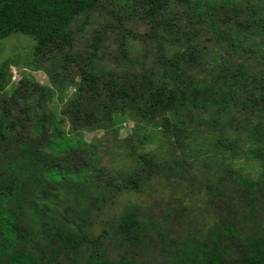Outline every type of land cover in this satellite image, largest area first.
Returning <instances> with one entry per match:
<instances>
[{
	"label": "trees",
	"instance_id": "obj_1",
	"mask_svg": "<svg viewBox=\"0 0 264 264\" xmlns=\"http://www.w3.org/2000/svg\"><path fill=\"white\" fill-rule=\"evenodd\" d=\"M136 1L142 19L153 20L154 45L143 40L144 58L129 69V47L120 43L116 66L104 70L96 56L74 50L73 29L102 0H0V42L32 38L29 59L51 85H30L26 75L8 90L14 61L0 59V264H264L263 225L251 224L259 209H248L247 225L238 229L231 199L215 209L202 237L175 234L188 209L172 199L146 221L140 213L122 216L119 238L98 249L107 242L105 229L94 232L108 205L100 194L138 191L137 173L148 168L150 176L167 168L174 186L177 176L191 185L189 176H214L228 183L224 191L245 189L246 206L264 189V0H177L173 14L171 0ZM210 43L223 50L219 59L208 58ZM242 52L254 54L260 68L237 60ZM128 121L132 134L120 141L115 132ZM100 131L104 139L86 141L85 134ZM155 141L164 159L160 150L145 152ZM114 151L141 171L101 168ZM216 151L230 155V165L215 161ZM237 156L247 172L231 169ZM256 164L259 177L247 169ZM209 188L215 199L225 196L219 185ZM212 205L213 198L205 202ZM150 245L157 254L145 258ZM116 249L122 253L115 260Z\"/></svg>",
	"mask_w": 264,
	"mask_h": 264
},
{
	"label": "rangeland",
	"instance_id": "obj_2",
	"mask_svg": "<svg viewBox=\"0 0 264 264\" xmlns=\"http://www.w3.org/2000/svg\"><path fill=\"white\" fill-rule=\"evenodd\" d=\"M176 1L177 0H171V14L175 13L174 10H177ZM254 2V5H256L261 2V0H254ZM137 10H139V13H137ZM143 15L145 16V11L137 5L136 0H132V2H124L122 0H102L101 8L89 15L82 16L73 26V29L76 32L74 50L79 54H92L96 56L98 59L97 67L108 70L107 68L109 65L112 67L116 66V64L113 63V60L119 56L120 43H125L129 47V61H131V63L129 61L127 63L129 66L128 68L132 69L130 67H133L134 69H137L138 65L136 64V60L143 59L145 55L143 53L145 46L143 40H148L149 45H154V42L151 40V34L154 30L153 23L150 22L153 20H149L147 17H145L146 19H142ZM156 21L159 20L156 19ZM160 31L161 30H158V32ZM256 37L258 39L256 42L260 44L262 39H260L258 35ZM249 41V43L254 44L250 35ZM4 42L5 45L3 47V51L0 52V59L5 61L6 58H9L14 61V65L10 66L9 72L11 80L7 87L8 90L15 87L17 88L20 80H23L26 75V77H29L30 85H37L38 87H51L49 77L42 70H40L37 65H34L33 59H29L31 53L33 55V47L35 45L32 38L16 34L4 41H1L0 44ZM244 42L245 49L249 51V43L247 44L245 40ZM259 52H261V50ZM2 53L4 54L3 56ZM206 53H208L209 59H219V56L224 54L218 44L212 45L211 43L208 44V51ZM242 53L243 54L241 56L236 57L237 60L250 62L253 66L260 68V66H257L256 64L258 59L254 54ZM261 55L264 56V53H261ZM121 61L122 59H120V62ZM73 93L74 90L71 89L67 91L66 94L69 96ZM58 102L60 103L59 96L55 99V103ZM133 128L134 123L128 121L115 133L118 135L119 140L123 141L130 137ZM154 133L158 140H162V132L154 131ZM104 135L105 133L103 131L88 133L85 134V139L88 142H95L96 140L99 141L104 139ZM247 145L249 146V143H247ZM159 146L160 143L155 141L153 144L146 145L145 152H158V150H160L158 153L164 155L162 158L164 159L166 153L164 152L165 149L163 150ZM212 150V148L208 150L209 156L212 155ZM141 152L142 151H140V153ZM109 153L110 152L106 153L107 155L104 154V156L108 157H104L103 163H100L101 168L107 166L110 169L115 168L118 170L124 167L126 168L127 166L131 171L132 167H137V171H141V165L137 164L138 162H133L127 155H121L122 153L118 151ZM215 155V161L217 160L221 164H225L227 166L230 165V155L217 151L215 152ZM121 157H125V160L122 162L120 161ZM146 157H148V155H146ZM236 158L239 159L233 163L234 168H231L235 171L243 168L242 162H244L242 161L243 157L241 158V156H237ZM243 169L246 171L245 168ZM247 169L248 171L252 170L255 177L257 175L259 177L260 171L257 164L249 166ZM167 171V168H160L156 174H151L150 176L148 168L145 172L143 170L142 172L137 173L140 175V179H136L140 184V189L138 191L127 192L118 197H115V193L100 194L101 197L106 199V202L108 203L106 209L104 210L105 215L99 219V222L94 229L97 236H101L103 229L107 231L105 236V240L107 242H99L98 244V249L100 251L108 245H111L113 241L119 238L120 234L117 229L118 222L122 216L131 213H140V218L143 221H146L147 219L163 214L164 210H162L161 213H158L159 210L163 208L164 203L168 204L174 202L172 199H180L182 203L178 205L188 209L184 213L185 222L179 227L180 233L175 232L178 236L195 235L197 237H202L203 234H207L210 226H213L215 223V209L220 206L224 208L225 204L228 203L226 199H231L235 204L234 221L235 226L238 229H242V227L247 225L246 217L249 215L248 209L250 210L253 206L259 209V213L251 218V224L254 228L258 223H260L263 225L262 227L260 226V228L264 229V189L261 195L254 194L251 196L253 200L248 203V206H246L245 204L242 205L245 189L235 190L233 186H231L227 191H224V188H226L228 183L224 182L225 187H223L217 183L218 181L214 176H209V180H207L205 178L207 176L206 173L197 174L193 178H190L189 176L188 179H191V182H195L194 185H191L190 182L180 184L182 181L181 178L178 176L174 177L178 179L177 185L179 184L178 186H174L168 183L167 179L170 177L167 178ZM125 172H127V170H125ZM152 173L154 172L152 171ZM210 185H213L214 190H218L217 186L219 185L225 196L215 199L210 191ZM241 196H243L242 200ZM114 197L115 199H113ZM212 198L214 200V205L206 208L205 202ZM261 201L263 205L261 204ZM262 206L263 208H261ZM143 248L145 247L143 246ZM150 248L151 245L145 248L146 252L142 253L143 256L147 254L145 258H149L150 254L155 252L154 249L152 250ZM149 250H151V252H149ZM121 253L122 251L116 249L112 252L111 257L116 260L119 258ZM155 253L157 254V252Z\"/></svg>",
	"mask_w": 264,
	"mask_h": 264
}]
</instances>
